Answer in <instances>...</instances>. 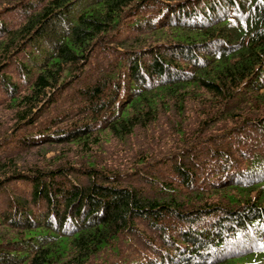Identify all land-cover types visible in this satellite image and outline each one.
Masks as SVG:
<instances>
[{
  "label": "trees",
  "instance_id": "obj_1",
  "mask_svg": "<svg viewBox=\"0 0 264 264\" xmlns=\"http://www.w3.org/2000/svg\"><path fill=\"white\" fill-rule=\"evenodd\" d=\"M26 4L20 27L0 25L16 118L0 136V190L24 180L32 198L0 206V264H264V0ZM13 58L24 90L4 73ZM78 81L77 102L58 108ZM189 103L162 155L95 158ZM46 143L92 155L17 166L16 152Z\"/></svg>",
  "mask_w": 264,
  "mask_h": 264
},
{
  "label": "rangeland",
  "instance_id": "obj_2",
  "mask_svg": "<svg viewBox=\"0 0 264 264\" xmlns=\"http://www.w3.org/2000/svg\"><path fill=\"white\" fill-rule=\"evenodd\" d=\"M28 1L31 0H0V25L2 23H6L9 25V27H12V29L20 27L21 24L27 18V11L30 10L28 9L29 6L26 4ZM1 39L2 37H0V40ZM127 40L131 41L134 39L128 38ZM30 51L31 47L28 46L26 51L18 54L17 58L22 60L25 64H29L30 61L28 59L27 53H29L30 55ZM31 55L34 57V54ZM16 60L17 59L10 61L4 73L7 76L9 75L11 80L19 84L21 89L24 90L25 85L21 83L24 78L19 71V67L18 64H16ZM95 62L99 67H103V56L97 57L95 59ZM92 66H94V64ZM93 76L94 72H92V70H88L84 78L90 79ZM79 87L80 82L78 81L77 83H74V85H72L71 87L67 88L65 92L60 96V98L62 99H60V102L57 104V107L62 109L64 107H67L69 104H73V101L77 102L76 95L74 97L73 91L78 90ZM6 98H8L7 92L0 84V136H4L9 133L16 124V118L14 113L15 110L13 108L6 107V105L8 104L5 100ZM194 110L195 105L189 103L187 105L184 117L182 116L178 118V116L171 112L160 117V119L156 123L152 124V128L148 130L138 129L136 133L129 136V138L125 141L114 139L112 143L105 142L103 145V149H105L106 152L101 155H99L100 152H98L97 155H95V158L97 157V159L102 162L103 160L107 159L108 162H110L111 164L126 163L129 161L131 162V164H133L135 161L138 160V158L140 157L139 155H142L141 157H145L144 154H141L142 151H149V149L150 151H153V156H160L164 152H166L168 148L170 149L174 147L172 139H177V128L175 126L176 122L181 121L182 118L184 122L191 120V115L189 117L187 113L193 114ZM24 129H26V127H22L20 130H18L20 131V134L23 133ZM209 132L210 131L205 132V135ZM170 134L171 137L168 136ZM168 137L171 139V141L165 140V142L161 146L157 145V143L153 144L161 139H163L164 141V139H167ZM12 147L13 145L11 143L5 144L3 146V150L5 151L6 149H13ZM16 153V157L18 158V167H27V165L34 164L36 162L37 165L42 166L44 168L49 167L48 163H53L47 161L46 158L56 157L59 154L62 158L69 162L82 159L83 161H86L88 160L89 155H92V152H82L80 148H77L75 145L65 144L63 146L50 143L40 144L39 146H36L30 150L24 149V151H19ZM64 159L60 161L62 162ZM52 167L55 166L53 165ZM6 183L7 184H4V186L0 190V206H4V204L6 205V202L8 204L10 197L13 195H15L16 199H20L22 201L32 198L30 182L24 180H14ZM29 205L32 206L33 204ZM1 232H4V230L0 229V233ZM133 239L138 243L142 241V239L138 238L136 234H133ZM123 244L124 243H121V245ZM132 248L134 247L131 244H128L125 247V250L131 251Z\"/></svg>",
  "mask_w": 264,
  "mask_h": 264
}]
</instances>
